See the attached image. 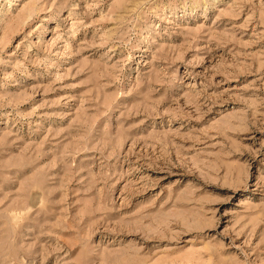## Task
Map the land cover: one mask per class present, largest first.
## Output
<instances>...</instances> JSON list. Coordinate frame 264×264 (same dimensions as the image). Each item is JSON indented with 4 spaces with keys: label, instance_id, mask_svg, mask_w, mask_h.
<instances>
[{
    "label": "rangeland",
    "instance_id": "1",
    "mask_svg": "<svg viewBox=\"0 0 264 264\" xmlns=\"http://www.w3.org/2000/svg\"><path fill=\"white\" fill-rule=\"evenodd\" d=\"M0 264H264V0H0Z\"/></svg>",
    "mask_w": 264,
    "mask_h": 264
}]
</instances>
